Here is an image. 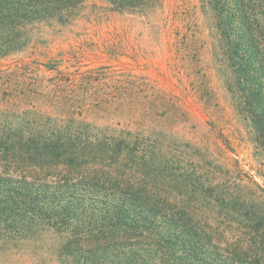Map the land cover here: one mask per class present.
Instances as JSON below:
<instances>
[{"label": "trees", "instance_id": "obj_1", "mask_svg": "<svg viewBox=\"0 0 264 264\" xmlns=\"http://www.w3.org/2000/svg\"><path fill=\"white\" fill-rule=\"evenodd\" d=\"M99 1L156 17L172 54L162 78L35 51L89 0H0V59L35 47L0 67V251L30 245L23 264H264V0H198L202 21L167 0Z\"/></svg>", "mask_w": 264, "mask_h": 264}, {"label": "rangeland", "instance_id": "obj_2", "mask_svg": "<svg viewBox=\"0 0 264 264\" xmlns=\"http://www.w3.org/2000/svg\"><path fill=\"white\" fill-rule=\"evenodd\" d=\"M198 0H167L171 6H179V11H184L190 5L194 17H198L193 5ZM102 2L99 0H89L86 16L78 19L72 26H68L62 33L56 35L54 33H46V37L50 43L46 46L36 45L33 49L27 50L25 54H17L0 59V67H14L18 60L27 59L32 50L48 51L50 53L63 52L65 65H88L95 66L104 63H126L133 67L142 64V68L151 71L155 78H162L158 69L165 70L169 67V58L172 55L166 51L162 43V39H158L161 31L151 24L155 22L156 17L141 19L140 17L123 16L103 8H99ZM182 15H179V18ZM151 21V22H149ZM200 27L202 26L199 22ZM174 30L168 31V39H172ZM170 34V35H169ZM162 43V44H161ZM60 58H62L60 56ZM222 103H227L225 96L221 97ZM225 106L227 113V131L230 133L231 139L240 151V157L247 166L256 168L259 165V157L254 153L253 144L248 140V132L244 125L240 123L232 109L228 105ZM246 166V167H247ZM256 173V172H253ZM257 179L260 180L259 177ZM44 242L50 245L55 243V238L46 236ZM30 245L25 246L22 252L17 248H11L8 251H0V264H23L28 259L27 252Z\"/></svg>", "mask_w": 264, "mask_h": 264}]
</instances>
